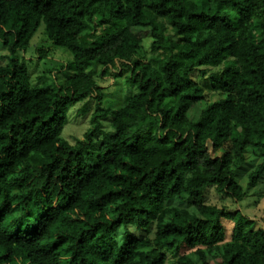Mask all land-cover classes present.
<instances>
[{
  "label": "clouds",
  "instance_id": "obj_1",
  "mask_svg": "<svg viewBox=\"0 0 264 264\" xmlns=\"http://www.w3.org/2000/svg\"><path fill=\"white\" fill-rule=\"evenodd\" d=\"M0 264H264V0H0Z\"/></svg>",
  "mask_w": 264,
  "mask_h": 264
}]
</instances>
